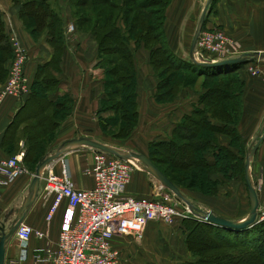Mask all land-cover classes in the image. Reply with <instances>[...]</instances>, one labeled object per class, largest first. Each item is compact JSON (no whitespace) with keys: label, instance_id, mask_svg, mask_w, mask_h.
Wrapping results in <instances>:
<instances>
[{"label":"crops","instance_id":"obj_1","mask_svg":"<svg viewBox=\"0 0 264 264\" xmlns=\"http://www.w3.org/2000/svg\"><path fill=\"white\" fill-rule=\"evenodd\" d=\"M207 1L171 0L166 8L163 25L165 40L168 47L183 60L190 58L191 44ZM25 3L0 0V14L7 37L11 34L17 35L28 54L26 73L32 90L30 95L24 97L6 95L0 101V158L13 156L21 151L26 152V125L34 121V117L45 116L47 122L43 120L41 127L50 130L44 134L38 161L26 163L28 172L12 179L6 186H0V221L8 219V223L15 219L17 211L29 194L38 162L54 154L62 144L84 136L150 157L154 145L173 137L176 126L182 122L185 115L192 113L204 93L195 89L193 85L196 82H193L182 84L172 99L160 100L158 98L159 92H162L159 89L160 76L151 63V51L143 43L138 44L130 39L128 46L134 54L135 61L133 91L137 122L129 136L115 137L112 132L117 130L121 122L115 123L117 112L107 95L109 88L104 69L98 65L100 53L97 40L91 32L78 28L69 0H50L52 7L63 19L64 43L56 42L47 28L33 33L20 14ZM210 11L207 8L206 26L217 27L227 32L234 41L241 43L246 52H264V0H217L216 9L212 14ZM72 22L76 24V30L74 33H68L66 27ZM119 26L122 28L121 22ZM247 62L249 64L246 66L239 64L240 66L235 69V74L240 75L244 81L241 91L242 111L239 123L235 124V127L243 136L244 133L241 131H252L248 133L249 137H246L249 139L254 132L264 128V81L253 75L248 68L251 66L250 69L258 68L264 72V56ZM7 66L5 62L3 70L0 68V91L7 77ZM41 100L52 102V106L41 111L38 105ZM214 123L221 126L225 124L222 121ZM219 139L216 147L207 148L203 152L210 165L223 166L209 178L215 182L218 191L208 194L195 188L179 189L189 201L203 211L211 210L227 219L242 220L250 212L245 172L244 175H241V172L237 173L228 165L227 158V161L220 160L218 153L221 151L220 148H225L242 158L243 151L233 145L227 146L226 138ZM250 144L251 141L248 140L247 146ZM250 149H247L246 157ZM94 151L95 149L90 146L67 150L45 169L60 174L64 163L76 188H92L94 179L89 170L93 166ZM250 175L261 203L264 201V140L250 158ZM127 192L138 197H152L154 180L151 174L141 166L136 168ZM52 202V196H45L44 181L41 179L38 196L27 210L23 222L33 229L46 232V236L39 238L32 235L26 243H22L14 235L6 245V260L18 258L23 264H53L36 261L47 245L55 248L59 241L67 203L64 201L48 221L47 214ZM186 219L198 220L193 216ZM161 222L154 220L148 224L141 243L127 236L114 238V245L122 252L123 264L148 263L145 261L147 250L153 247L154 241L160 237L158 232ZM173 225L181 227L184 241L187 231L183 219H178ZM185 246L186 258L181 259L178 264L195 259L187 245Z\"/></svg>","mask_w":264,"mask_h":264},{"label":"trees","instance_id":"obj_2","mask_svg":"<svg viewBox=\"0 0 264 264\" xmlns=\"http://www.w3.org/2000/svg\"><path fill=\"white\" fill-rule=\"evenodd\" d=\"M15 1L17 3L26 2L20 14L33 33L47 28L56 42L64 43L63 19L52 7L50 0ZM69 1L71 6L78 7V22H75L78 28L91 32L99 44L98 65L104 69L106 84L109 88L107 95L117 112L115 123L121 122L117 130L112 132L117 138L129 136L137 122L133 91L135 61L134 54L128 46L130 39L138 44L143 43L151 51V63L160 76L159 89L162 91L158 94L160 100L172 99L180 86L186 84L183 78L185 70L198 76L209 77L229 72L227 68L232 65L218 67L199 65L189 59L183 60L168 47L163 25L165 11L171 0ZM214 1L216 0H211V2ZM119 22L126 26L125 29L119 26ZM88 24L90 27H86ZM8 38L0 14L1 70L5 62L9 63L13 54ZM165 75L168 77L164 80L162 77ZM217 92L219 88H215L214 91H205L192 113L185 115L182 122L176 126L173 137L156 143L149 157L178 188L183 186L181 183L184 184V181L188 188H199L200 186L199 189L207 192L204 180L209 179L213 172L223 168L221 164L220 166L210 165L203 153L207 148L216 147L217 140L200 134V131L205 128L213 132L223 130L224 133H227V129H235L234 126L229 127L231 123L222 121L225 124L221 126L210 121L211 118L208 117L211 112L210 95ZM219 99L218 97L217 100ZM38 105L41 111H45L52 106V102L41 100ZM34 118V121L26 125L25 164L38 161L44 134L50 130L41 127L44 121L47 122L45 116ZM220 150L229 156L228 160L231 163L229 165L232 168L236 170V164L239 163L245 172V162L241 158L225 148H220ZM164 163L171 164L173 175L161 166ZM200 175L203 176L199 184ZM183 225L187 231L186 244L195 258L185 264H264V220L245 229V232L224 229L186 218L183 219ZM239 247H245L248 250L240 251Z\"/></svg>","mask_w":264,"mask_h":264},{"label":"built area","instance_id":"obj_3","mask_svg":"<svg viewBox=\"0 0 264 264\" xmlns=\"http://www.w3.org/2000/svg\"><path fill=\"white\" fill-rule=\"evenodd\" d=\"M66 30L74 33L75 23H69ZM9 42L13 54L0 91V101L6 95L24 97L32 91L26 73L28 54L17 35L11 34ZM231 48L238 50L240 46L224 31L206 32L202 29L193 55L196 59L233 56L228 53ZM244 53L246 51L237 56ZM251 72L264 81L263 71L252 67ZM24 157L25 152L21 151L0 158V186H6L12 179L28 172ZM139 165L133 159L95 149L93 166L89 170L94 186L89 189L74 186L64 163L60 174L44 169L41 178L44 181V193L46 197H53L47 220L53 217L64 201L67 205L57 246L53 248L47 245L36 261L53 264H123L122 252L113 242L116 236H129L141 243L151 221L173 225L178 219L194 216L190 207L154 176H151L154 180L152 197L129 194L128 184ZM182 202L185 206H182ZM263 220L264 201L258 209V222ZM14 235L20 242L26 243L32 235L43 238L46 232L21 222ZM5 264L23 262L18 258H10Z\"/></svg>","mask_w":264,"mask_h":264},{"label":"rangeland","instance_id":"obj_4","mask_svg":"<svg viewBox=\"0 0 264 264\" xmlns=\"http://www.w3.org/2000/svg\"><path fill=\"white\" fill-rule=\"evenodd\" d=\"M116 1L120 2L121 0H116ZM216 1L210 3V0H208L204 5V8L206 7L209 9V11L211 10L210 11L211 14L216 9ZM71 9H72V14H73L75 21L78 22V7L71 6ZM86 27H90V24L86 25ZM125 27L126 26H124L122 24V28L125 29ZM202 29L205 30L206 32L207 31L208 32L219 31V29H217V27L209 28L208 26H206V24L203 25ZM225 33L228 34L227 32H225ZM238 44L240 46V48L238 50H236L235 48H231L230 51H228V53L233 55V56H237L240 52L245 51L244 48L241 46V43L238 42ZM103 55H105V54H103ZM249 62L242 63L241 66H246L247 64H249ZM237 66L238 65H234V64L229 65L228 68L226 67L227 69H229L228 70L229 72H226L224 74H219V75L215 74L216 76H209V77L205 76V75L198 76V75H196L190 71H186V70H185V73L183 76L184 82L186 81V84H188V83L192 84L193 79H195L194 82H196V83L193 86L195 89H198L200 91H204V92L205 91H212V90L214 91L215 88H219V92L210 95L209 99H210V103H211V107H210L211 112H210V114H208V117L211 118L210 121H212V122L226 121L228 123H231V125H229V127H232V126L235 127V124L239 123L241 111H242V109H241V96L240 95H241V91L244 87V81L241 79L240 75L235 74V72H236L235 69ZM250 67L251 66H249V68H248L249 71L251 70ZM213 71H215V70H213ZM167 77L168 76L165 75L162 77V79L165 80ZM218 97L220 98L219 100H217ZM239 132L240 131H238L236 129V127H235V129L234 128L227 129V133L226 132L224 133L223 130L213 132L212 130L210 131V130L205 128V129H202L200 131V134H201V136L204 135V136L210 137L213 140H217V142H218V140H220L219 138H221V139L226 138L227 139V146L233 145L236 148L243 151L241 160H243V162H245V160L247 158L246 157L247 149H250L254 144H256V142L261 138V136L264 135V128H263V130L259 129V131L256 133L254 132L253 135L249 139L246 137H249L248 133H251L252 131H249V130L241 131L242 133H244V136L242 134L240 135ZM248 140L251 141V144L249 147L247 146ZM113 147H115V146H113ZM228 151H230V150H228ZM218 154L222 155L221 159H226V158L230 159L229 156L225 152L223 153L222 151H220ZM227 159H226V161H227ZM137 162L139 164L141 163L139 161H137ZM228 163L230 164L229 160H228ZM139 166H141V165H139ZM161 166L164 169H167L169 171V173H171L172 175L174 174V173H172L171 164H169V163L165 164L164 163ZM26 167H27V165H26ZM243 169L244 168L243 167L241 168L239 163L236 164V172L237 173L241 172V175H244ZM178 175L181 176V174H178ZM202 176L203 175H200L199 184L202 181L201 180ZM204 182H205L204 184H205V188H206L208 194L213 192V191L214 192L218 191L217 185L215 184V182L213 180L205 179ZM183 183L184 184L181 183V185H183V186H181L182 189H187L186 183L184 181H183ZM199 188H201V187L199 186ZM199 188H195V189L202 192V189H199ZM182 206H185L184 203L182 204ZM193 217L200 219V216H198V215L197 216L194 215ZM257 223L258 222H256L255 224H257ZM160 225H161V227L159 228V232H158L160 234V237L154 241L153 247L148 248V250H147L148 255L146 256L145 261L148 262L147 264H178L181 259L183 260L184 258H186L185 257V251H186L185 245H187V244H185L186 243V237L184 239L185 242L182 241L183 231H181V229H180L181 227L179 228V227H176L175 225L168 226L162 222L160 223ZM124 237H126V236H124ZM128 237L129 236H127V238ZM132 242L134 243V241H132ZM141 245L143 246L144 242H142ZM237 250H235V251H237ZM239 250L245 252L248 250V248L239 247ZM133 260L134 259H132V261ZM187 262L188 261H184L182 264H185Z\"/></svg>","mask_w":264,"mask_h":264},{"label":"water","instance_id":"obj_5","mask_svg":"<svg viewBox=\"0 0 264 264\" xmlns=\"http://www.w3.org/2000/svg\"><path fill=\"white\" fill-rule=\"evenodd\" d=\"M206 15H207V8L204 9L202 16L200 18L199 26L195 32L190 48L189 60L203 66L218 67L226 64H242L247 62L248 60L264 56V52L255 51V52H246L244 53V55L237 57L227 56V57H216L212 59H196L193 53L196 47L199 34L205 23ZM263 140H264V135L261 136V138L256 142V144L249 150V153L246 158L245 181L248 187V193L250 198L249 215L242 220H233L218 216L211 210L203 211L200 208L196 207L191 201H189L184 196V194L180 191V189L146 155L134 151H128L117 147H112L110 145L98 142L89 137L83 136V137L74 138L68 141L67 143L62 144L60 149L56 151L54 154L45 157L38 162L34 177L29 187V194L26 197L21 208L17 211L15 219L9 223L7 221L8 219L5 221H0V264H5L6 245L10 241V239L14 236L16 229L21 224V222H23L27 210L32 206L36 197L38 196L41 185V178L45 167L67 150L76 149L80 146H90L94 149L106 151L124 159H133L139 161L141 162L140 164L148 173H150L152 176L160 180L169 190H171L180 199H182L190 207L194 215L200 216V219H198L199 221L212 224L215 226L223 227L229 230L241 231L252 227L256 222H258V209L260 202H259L256 186L253 183L250 175V158L254 155L258 146Z\"/></svg>","mask_w":264,"mask_h":264},{"label":"bare ground","instance_id":"obj_6","mask_svg":"<svg viewBox=\"0 0 264 264\" xmlns=\"http://www.w3.org/2000/svg\"><path fill=\"white\" fill-rule=\"evenodd\" d=\"M113 147V146H112ZM136 161V160H135ZM225 229V228H224ZM244 231V230H243Z\"/></svg>","mask_w":264,"mask_h":264}]
</instances>
